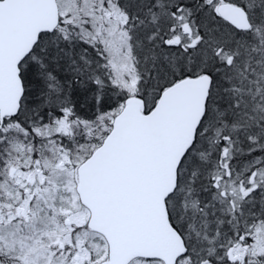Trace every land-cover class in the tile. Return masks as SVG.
Listing matches in <instances>:
<instances>
[{"label":"snow or ice","instance_id":"obj_1","mask_svg":"<svg viewBox=\"0 0 264 264\" xmlns=\"http://www.w3.org/2000/svg\"><path fill=\"white\" fill-rule=\"evenodd\" d=\"M0 264H264V0H0Z\"/></svg>","mask_w":264,"mask_h":264}]
</instances>
